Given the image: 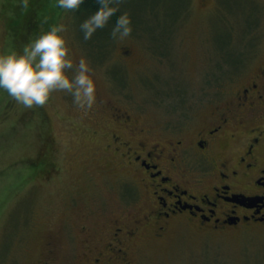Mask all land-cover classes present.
Instances as JSON below:
<instances>
[{"label":"rangeland","instance_id":"1","mask_svg":"<svg viewBox=\"0 0 264 264\" xmlns=\"http://www.w3.org/2000/svg\"><path fill=\"white\" fill-rule=\"evenodd\" d=\"M115 2L131 17L130 35L115 38L105 25L85 40L80 22L90 14L46 0L36 7L46 23L27 16V26L12 29L9 21L24 6L0 0V51H22L62 22L74 60L87 58L104 103L139 124L173 120L190 128L207 113L199 108L203 99L227 97L234 67L226 71L236 58L234 66L247 69L264 58V0ZM217 70L223 73L215 88L208 78ZM112 130L125 134L105 105L85 111L66 90L29 108L0 89V264H95L86 255L122 213V184L131 180L109 150ZM129 245L133 264H264V225L213 231L181 223Z\"/></svg>","mask_w":264,"mask_h":264},{"label":"flooded vegetation","instance_id":"2","mask_svg":"<svg viewBox=\"0 0 264 264\" xmlns=\"http://www.w3.org/2000/svg\"><path fill=\"white\" fill-rule=\"evenodd\" d=\"M234 65L226 71L234 67L227 97L203 99L199 108L207 113L192 128L173 120L163 126L136 123L96 94V103L125 130L110 132L109 150L131 180L122 184V213L102 228L100 248L93 245L86 255L93 263L133 264L130 242L140 235L161 237L181 223L213 231L264 225V58L250 69ZM222 73L208 78L215 88ZM86 243H92L90 236Z\"/></svg>","mask_w":264,"mask_h":264},{"label":"clouds","instance_id":"3","mask_svg":"<svg viewBox=\"0 0 264 264\" xmlns=\"http://www.w3.org/2000/svg\"><path fill=\"white\" fill-rule=\"evenodd\" d=\"M26 8L29 0H19ZM84 0H56L58 7L78 10ZM98 7L80 22L85 40L98 28L109 23L118 9L113 0H98ZM65 25L52 24L34 39L23 45L22 51H0V89L25 107L44 105L51 94L66 90L72 94L73 103L85 111L96 102L94 71L87 58L76 62L68 46ZM132 32L130 15L125 11L116 16L111 28L113 37L123 39ZM68 69H73L69 74Z\"/></svg>","mask_w":264,"mask_h":264},{"label":"trees","instance_id":"4","mask_svg":"<svg viewBox=\"0 0 264 264\" xmlns=\"http://www.w3.org/2000/svg\"><path fill=\"white\" fill-rule=\"evenodd\" d=\"M45 1L46 0H44V2ZM44 2L42 0H29L28 7H26V8L24 7V8L19 9L20 12H18L16 14L15 19L9 21L10 22V28L13 29L15 27H18L19 25L22 26L23 22L27 26V22H26L27 16L33 17V20L35 19V21L38 22V25H40L41 23H43V24L46 23L45 19L42 20L39 17H37V9H36V7L40 8ZM113 3L117 7L118 11L116 14L113 15V17L111 18V20L107 24L110 28H112V25L115 22L116 16L123 12L122 9L120 8V6L115 2V0H113ZM98 6H99L98 0H84L83 4L80 6V8L78 10H76V12H84L86 14H91L92 12H94L96 10V8ZM104 34H106L105 31H104ZM94 42H95V40L93 41V43ZM236 61H237V58H236Z\"/></svg>","mask_w":264,"mask_h":264}]
</instances>
